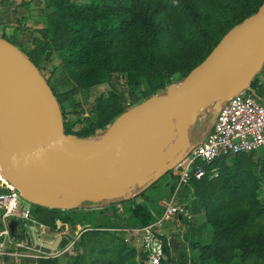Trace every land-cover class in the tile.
Returning a JSON list of instances; mask_svg holds the SVG:
<instances>
[{
    "label": "trees",
    "instance_id": "trees-1",
    "mask_svg": "<svg viewBox=\"0 0 264 264\" xmlns=\"http://www.w3.org/2000/svg\"><path fill=\"white\" fill-rule=\"evenodd\" d=\"M263 3L264 0H49L55 10L48 15L46 24L36 29L31 46L21 43L15 34L3 32L0 36L20 47L42 74L52 51L62 53L64 79L75 84L69 95L112 84L115 73L125 77L127 87L112 84L107 95L96 99L93 110L81 115L78 123L82 126L75 129L77 123L67 119L65 93L59 91L51 76L43 74L59 101L65 133L89 139L102 135L131 107L165 93L171 84L181 83L230 29L255 14ZM25 4L23 0L17 6L0 9V25L6 29L12 24L11 15ZM251 88L264 96V84L258 76ZM128 94L135 98V104L127 100ZM205 168L206 175L192 179L184 189L196 195L190 210L195 214L204 212L202 227L207 229L208 241L201 245L200 255L188 263L172 255L169 239L164 237L167 258L160 264H264V153H242L232 163L222 157ZM173 171L168 173L173 176ZM214 171L218 175L212 176ZM117 200L126 199L110 202ZM128 200L130 221L122 224L145 226L155 220L146 203L135 197ZM32 216L55 230L60 229L58 220L63 225L85 222L80 244L89 255L101 256L96 261L143 264L145 254L109 229L108 207L78 212L37 205ZM81 257L83 261L85 255ZM38 264H59V260L41 258Z\"/></svg>",
    "mask_w": 264,
    "mask_h": 264
},
{
    "label": "water",
    "instance_id": "water-1",
    "mask_svg": "<svg viewBox=\"0 0 264 264\" xmlns=\"http://www.w3.org/2000/svg\"><path fill=\"white\" fill-rule=\"evenodd\" d=\"M263 67L264 3L181 83L131 107L92 141L65 133L59 101L44 75L20 47L0 36L2 175L22 197L48 208L129 199L173 171L193 149L190 127L200 115L212 109V125L221 106L251 88ZM17 226L13 220V234Z\"/></svg>",
    "mask_w": 264,
    "mask_h": 264
},
{
    "label": "built area",
    "instance_id": "built-area-1",
    "mask_svg": "<svg viewBox=\"0 0 264 264\" xmlns=\"http://www.w3.org/2000/svg\"><path fill=\"white\" fill-rule=\"evenodd\" d=\"M252 152L264 153V103L252 88H248L221 106L204 140L174 168L179 177L178 184L172 198L164 202L161 216L145 226L122 224L109 229L119 233L128 246L145 254L143 264H160L167 258L164 237L168 224L176 221L179 225L183 218L191 216L187 205L177 202L178 193L192 179H202L206 175L205 165L222 157L228 159ZM216 175L218 172L214 171L212 176ZM20 197L21 191L0 170V256L15 259L17 264L32 258L31 264H38V259L55 256L56 252L54 255L33 253L40 251L44 245L33 240L35 246L30 245L29 237L33 228L43 232L50 227L34 219L33 208L21 204ZM106 207L95 205L83 208L95 210ZM13 220L18 222L14 234L10 228Z\"/></svg>",
    "mask_w": 264,
    "mask_h": 264
},
{
    "label": "rangeland",
    "instance_id": "rangeland-1",
    "mask_svg": "<svg viewBox=\"0 0 264 264\" xmlns=\"http://www.w3.org/2000/svg\"><path fill=\"white\" fill-rule=\"evenodd\" d=\"M23 0H20V3ZM26 4L17 9L13 18L12 24L6 26V29L0 25V34L3 32L8 35L15 34L21 43H25L31 46L33 37L37 35L36 29L42 27L46 24L48 20V15L55 10V7L48 4L49 0H24ZM19 5V4H18ZM17 6L15 4L11 7ZM4 7H0L3 9ZM22 20L18 22L15 19ZM63 54L57 51H52V54L47 59V68L43 71L46 77L51 76L52 82H54L61 93L63 94V104L67 111V119L70 123H77L75 129L82 126L78 123L81 115L85 112L90 113L93 110L96 99L102 95H107L110 91L112 84L120 85L121 87H127L126 79L121 73H115L112 79V84L104 83L91 88L89 91L78 92L75 95H69L75 84L69 83L67 79H64L65 72L62 66ZM127 100L135 104V98L131 95H127ZM205 115V114H204ZM200 115L197 122L190 127V138L192 142V148H196L203 138L205 137L207 130L212 127L209 123L210 115L204 116ZM97 137H92L90 140L95 141L99 139ZM260 157L255 155L257 160ZM228 162H234L235 157H230L227 159ZM174 175L164 174L159 179L154 180L147 184L142 191L136 189L134 191V196L136 201L146 203L152 210L153 214L158 217L161 216L163 212V204L172 198L175 187L178 184V179L176 176V171H173ZM144 192L145 195H141ZM186 189H182L176 198L178 203L188 205L190 212V217H185L180 221L179 225L176 221L168 224L166 233L170 230L174 231L167 233V238H171L174 242L170 245L172 249V255L175 258H184L188 263H192L201 253V245L207 242L208 232L207 229L202 227L206 218L204 212L195 214L190 210V205L196 199V195L193 191L187 192ZM21 204L35 208L37 204L27 200L24 197H20ZM103 202H85L80 208L73 209L78 212H87L89 209L83 208L87 206H95ZM108 207L110 212V227L115 228L122 225L127 221H130V201L128 199L124 201L117 200L116 202H104ZM81 228L78 226L67 223L65 225L61 224L60 229L49 230V241L46 246L40 248V251H34L36 254H47L51 253L52 258L59 260V264H103L102 261H96L97 258L101 256L89 255L86 248L80 244V238L85 227V222L81 223ZM173 227V228H172ZM173 233V235H172ZM61 238L60 241H57ZM30 245L35 246L34 242L31 241ZM48 240V239H47ZM81 255H85L83 261H81ZM234 255V252H233ZM41 259V258H40ZM237 256L234 255V260ZM29 258L23 259L20 264H24V261H29ZM39 261V259H38ZM30 262V261H29ZM17 260L12 258H5L0 256V264H17ZM171 264V263H170Z\"/></svg>",
    "mask_w": 264,
    "mask_h": 264
},
{
    "label": "crops",
    "instance_id": "crops-1",
    "mask_svg": "<svg viewBox=\"0 0 264 264\" xmlns=\"http://www.w3.org/2000/svg\"><path fill=\"white\" fill-rule=\"evenodd\" d=\"M20 3V0H0V7L2 6V7H6V6H11V5H13V4H15V5H18ZM258 76V78H259V81H260V83H262V84H264V67H263V69L261 70V72L257 75ZM255 93L257 94V92H256V90H255ZM258 95V94H257ZM259 96V95H258ZM260 97V96H259ZM260 98H264V96L263 97H260ZM263 102V101H262ZM264 103V102H263ZM211 110L212 109H208L207 111H205L204 113H203V115L204 116H207V115H209L210 114V112H211ZM210 129H211V127L207 130V133L210 131ZM207 133H206V135H207ZM206 135H205V137H206ZM204 137V138H205ZM204 138H203V140H204ZM202 140V141H203ZM201 141V142H202ZM76 226H78V228L80 229L82 226H81V224H77ZM167 228H168V226H167ZM166 228V229H167ZM173 228V227H172ZM166 229H165V233H166ZM171 228H169V233H171V232H173L174 233V231H172V230H170ZM49 230H50V228H48L47 230H45V231H40V230H37V229H35V228H33L32 229V234H31V236L29 237V239L31 238L34 242H36V243H38V244H40V243H42L44 246H46L47 244V242L49 241V238H48V235L50 234L49 233ZM167 232V233H168ZM166 233V235H168ZM173 233H172V235H173ZM171 238H174V237H172L171 236ZM169 239V242H170V245L174 242V240H172V239ZM48 239V240H47ZM57 241H59V238H58V240ZM30 261V262H29ZM28 261V263H27V261H24V264H31V261H32V258H30V260Z\"/></svg>",
    "mask_w": 264,
    "mask_h": 264
}]
</instances>
